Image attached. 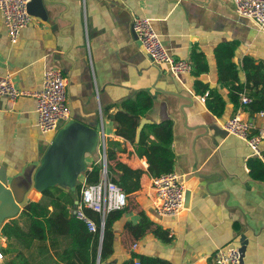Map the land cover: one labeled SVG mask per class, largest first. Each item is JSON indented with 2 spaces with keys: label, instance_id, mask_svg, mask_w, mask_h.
I'll use <instances>...</instances> for the list:
<instances>
[{
  "label": "crops",
  "instance_id": "crops-1",
  "mask_svg": "<svg viewBox=\"0 0 264 264\" xmlns=\"http://www.w3.org/2000/svg\"><path fill=\"white\" fill-rule=\"evenodd\" d=\"M28 10L32 20L15 43L0 15V76L10 75L21 88L35 91L45 68L60 69L67 78L70 116L98 132L96 147L85 153L86 169L101 162L104 144L105 155L115 151L110 165L121 162L140 173L135 190L127 194L125 212L113 224L111 260L101 264H119L131 252L170 264H213L218 249L242 242V264H264V180L250 174L248 161L255 156L247 143L222 128L240 106L234 110L227 88L216 81L214 56L218 44L235 42L237 61L250 55L264 64V29L236 14L232 0H31ZM134 17L151 19L175 59L190 60L194 50L203 55L208 71L200 78L227 100L221 116L194 91L192 72L174 75L143 51L132 31ZM141 91L150 96V105L133 127L120 119H130L124 103ZM35 105L30 94L15 101L0 97V167L6 173V184L0 183V251L6 247L1 227L18 218L23 198L28 195L27 203L45 200L30 190L32 175L66 121L55 131L41 132ZM164 121L172 124L170 142L152 133L146 141L172 152L170 170L189 191L184 209L172 216L156 213L153 176L146 158L137 155L143 126ZM256 125L264 131V115ZM119 131L133 133V140ZM84 180L81 173L77 181L84 185ZM33 194L39 198L32 200ZM142 212L152 223L143 235L133 234L125 223L139 222ZM157 226L167 231L169 241L154 236ZM7 259L4 255L0 264Z\"/></svg>",
  "mask_w": 264,
  "mask_h": 264
},
{
  "label": "trees",
  "instance_id": "trees-1",
  "mask_svg": "<svg viewBox=\"0 0 264 264\" xmlns=\"http://www.w3.org/2000/svg\"><path fill=\"white\" fill-rule=\"evenodd\" d=\"M235 42H222L214 49L216 61V81L227 88V99L234 110L240 106V94L244 93L250 98L245 106L249 113L264 110V64L257 62L252 56L245 55L241 61L235 59ZM192 74L194 76L193 88L198 94L208 92L205 96L207 108L216 116H221L226 106V98L200 75L208 71V63L200 52L192 51ZM244 77H242V75ZM150 105V96L141 91L135 99L128 100L124 106L131 114L130 119L121 118V121L131 122L135 127L136 119L143 114ZM114 118V116H113ZM120 135L133 140V133ZM149 133L156 135L164 142L172 139V124L170 121L147 124L139 134V149L137 155L145 157L148 171L152 176H159L171 168L173 154L169 150L149 145L146 138ZM264 142V136L262 138ZM261 141V142H262ZM110 144L119 146V142L110 141ZM262 159L252 157L248 161L249 171L254 179L264 180V147L260 146ZM115 158V151L106 150L107 171L112 181L118 184L126 194L135 190V184L140 176L137 169L124 163L114 166L108 163ZM100 163H92L83 174L84 184H93L99 180ZM110 171V172H109ZM117 172H120L117 175ZM116 174V175H115ZM82 183L78 182L75 191L66 190L56 185L41 191L45 198L43 202H29L22 208L18 218L10 220L1 227V232L6 238V247L1 253L7 256L5 264H94L97 257L99 264L111 260L114 252L113 224L125 212L122 209L110 211L104 218L102 235L99 231V214L85 208V213L96 223L97 230L90 231L86 223L74 215L76 201L81 197ZM65 190V191H64ZM38 194L31 197L37 200ZM159 204V199L156 200ZM152 221L145 213H141L137 223L126 222L125 226L133 234L143 235ZM152 233L162 241H169L167 231L157 226ZM138 258L137 263L135 259ZM119 264H170L159 257L131 252Z\"/></svg>",
  "mask_w": 264,
  "mask_h": 264
},
{
  "label": "built area",
  "instance_id": "built-area-1",
  "mask_svg": "<svg viewBox=\"0 0 264 264\" xmlns=\"http://www.w3.org/2000/svg\"><path fill=\"white\" fill-rule=\"evenodd\" d=\"M30 1L0 0V15L11 43L18 40L20 31L32 20L28 10ZM232 2L236 14L253 20L260 29H264V0H232ZM132 31L143 51L150 56L154 63L165 67L174 75L191 72L192 62L189 59H175L168 52L149 17H134ZM66 88L67 78L57 68L44 69L41 85L35 91L21 88L10 75L0 76V97L5 96L9 100L15 101L23 94L34 96L37 126L43 133L55 131L62 121L70 118ZM207 94L208 92H205L201 99L203 100ZM249 102L250 98L245 92L241 93L239 109L222 123V128L227 134L244 140L252 155L262 159L260 143L264 131L257 127L256 118L263 116L264 110L249 113L245 110V106ZM102 148L99 180L93 184L82 185L81 197L76 201L74 208V215L84 221L90 231H96L98 227L84 209L89 208L99 214L101 235L105 216L112 210L126 207L128 201L127 194L108 176L104 144H102ZM151 184L160 200V203L155 205L158 215L172 216L184 209L185 188L179 174L169 170L159 176H153ZM239 247V244H234L218 249L213 255V264H240ZM0 259H4L1 252ZM94 264H99L98 257Z\"/></svg>",
  "mask_w": 264,
  "mask_h": 264
},
{
  "label": "water",
  "instance_id": "water-1",
  "mask_svg": "<svg viewBox=\"0 0 264 264\" xmlns=\"http://www.w3.org/2000/svg\"><path fill=\"white\" fill-rule=\"evenodd\" d=\"M97 141L98 132L95 129L70 116L56 131L33 172L30 189L32 193L56 185L74 191L78 175L86 170L85 153L91 152L96 147ZM0 183L6 184L3 167H0ZM188 199L189 191H186L184 204ZM27 200L28 195L23 198L21 205L24 206ZM244 245L245 242H242L239 247L240 264H242Z\"/></svg>",
  "mask_w": 264,
  "mask_h": 264
},
{
  "label": "rangeland",
  "instance_id": "rangeland-1",
  "mask_svg": "<svg viewBox=\"0 0 264 264\" xmlns=\"http://www.w3.org/2000/svg\"><path fill=\"white\" fill-rule=\"evenodd\" d=\"M61 187V186H60ZM61 188H63L64 189V187H61ZM70 190V189H69ZM65 191V190H64ZM71 191V190H70ZM75 191V190H74ZM65 192H67V191H65Z\"/></svg>",
  "mask_w": 264,
  "mask_h": 264
},
{
  "label": "bare ground",
  "instance_id": "bare-ground-1",
  "mask_svg": "<svg viewBox=\"0 0 264 264\" xmlns=\"http://www.w3.org/2000/svg\"><path fill=\"white\" fill-rule=\"evenodd\" d=\"M79 175H80V174H79ZM79 175H78V176H79ZM33 196H34V194H33L31 197H33ZM159 201H160V200H159Z\"/></svg>",
  "mask_w": 264,
  "mask_h": 264
}]
</instances>
